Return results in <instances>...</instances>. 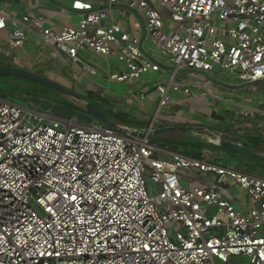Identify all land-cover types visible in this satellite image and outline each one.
<instances>
[{"label":"built area","instance_id":"built-area-1","mask_svg":"<svg viewBox=\"0 0 264 264\" xmlns=\"http://www.w3.org/2000/svg\"><path fill=\"white\" fill-rule=\"evenodd\" d=\"M69 2L75 25H46L29 11L53 55L75 62L78 50L91 48L123 63L109 80L162 71L168 79L139 94L159 93L142 135L0 96V264H264V175L177 151L164 155L148 140L157 114L173 101L170 90L190 96L199 87L211 95L210 74L218 70L264 88V0ZM122 4L141 14L169 67L113 19ZM7 22L0 14V30ZM27 37L13 21L10 46ZM186 72L197 78H178ZM190 169L202 183L184 184L180 174ZM233 185L249 196L247 210L230 197Z\"/></svg>","mask_w":264,"mask_h":264},{"label":"crops","instance_id":"crops-1","mask_svg":"<svg viewBox=\"0 0 264 264\" xmlns=\"http://www.w3.org/2000/svg\"><path fill=\"white\" fill-rule=\"evenodd\" d=\"M30 10L42 15L46 19V25L62 26L77 23V14L71 9L69 0H0V14H5L8 18L7 26L0 30V65L26 68L53 78L69 88L76 86L96 96L100 94L107 96L117 104L113 109L114 114L120 112L124 114L122 117L110 118L120 127L127 125L136 128L128 124L126 119L145 124L152 121L156 115L159 93L151 89L145 100H141L139 94L145 86H151L156 80L165 82L168 79L165 71L150 72L137 79L118 82L108 79L109 72L123 67V63L114 55L106 56L96 53L91 48H83L78 50V60L75 62L55 56L52 54L53 46L44 45L38 31L32 25L29 19ZM112 16L131 35L141 39L143 51L156 58L162 66H170L168 56L146 33L140 13L122 4L114 6ZM111 20L105 23H110ZM13 21L27 31L28 37L22 46L12 47L9 44V33L12 30ZM188 76L197 78L190 72L179 74L178 78L186 80ZM210 77L213 79L210 87L211 95H203L199 87H193L190 96L182 91L170 90L173 101L157 114L156 126L199 128L203 124L208 130L214 129L228 139L240 137L244 142L264 146L261 138L264 136L263 83L257 82L253 87L232 77L228 72L220 70L210 74ZM105 80L110 85L118 84L125 87V95L120 91H108L109 87ZM154 91L158 93L157 98H151V94L156 93ZM123 103L128 104V107L123 108L121 106ZM33 107L37 108L35 105ZM184 131H188L186 132L188 135L181 133ZM209 132L212 131L209 130ZM193 133L194 128L174 129L160 133L163 135L162 145L158 146L162 150L161 154L165 155L174 151L173 146L181 144L187 137L196 138L197 136ZM207 156L208 158H203H212L209 154ZM182 179L189 187L197 183L183 176ZM231 192L230 197L236 206L247 210L250 199L246 191L238 185H233Z\"/></svg>","mask_w":264,"mask_h":264},{"label":"rangeland","instance_id":"rangeland-1","mask_svg":"<svg viewBox=\"0 0 264 264\" xmlns=\"http://www.w3.org/2000/svg\"><path fill=\"white\" fill-rule=\"evenodd\" d=\"M105 83H107V86L109 87L108 91H120L124 94L125 92V87L118 85V84H109L106 80ZM65 85V84H64ZM73 91L82 94L88 101L92 102L93 105H95L99 110H101L105 115H107L109 118L113 117V118H117V117H122L124 116L123 113H115L113 112V109L117 106V104L115 102L112 101V99L108 98L107 96L104 95H97L94 93H90L87 91H83L82 89H78L76 86L75 87H71ZM246 91V90H244ZM156 92V91H154ZM158 95V93H153L151 94V98H157L156 96ZM0 96L4 97L10 101H13L15 103H18L20 105H24V106H34L33 102H31V98L36 97V96H47V97H51L54 99H57L59 101H63L64 103H66L68 105V107L72 108L74 110V114H76L77 112H83L86 113V109L84 107V103L82 101H79L67 94H64L60 91H57L53 88H49L46 87L44 85L39 84L38 82H35L33 80L30 79H26V78H22V77H18V76H13V75H6L3 76L2 79L0 80ZM123 108H127L128 104L123 103ZM120 111H122L121 108H119ZM72 114V115H74ZM95 118L92 117V120H94ZM81 120V119H80ZM127 120V123L130 125H134L136 128L138 129H146L148 127L149 124H145V123H140L137 121H132V120ZM155 124V122H154ZM156 126V124H155ZM207 126L205 125H201L199 128H194V133L198 138H203L204 140L214 144V145H218V142L220 140L219 136H216L215 133L209 132V130L207 128H205ZM188 131H184L181 132L183 133V135H188V133H186ZM194 135V136H195ZM184 138V137H183ZM262 141L264 142V136L261 137ZM148 140L150 142L155 143L157 146H161L162 145V141H163V135L160 133H150L148 135ZM182 146H180L179 149H181ZM215 147H219L217 149L219 150H213L212 152H207V154H209L210 156H212V158L209 159H213L215 156L219 157V159L216 161L217 164H222L225 166H230V167H234L237 170L240 171H252L255 174L258 175H264V169L263 167L260 165L258 167L252 166L249 168V164L247 163L248 160L245 159L244 155L242 153H238L236 151H234V153L236 152L237 154H234L233 151L230 149V151H228L227 149L221 148V146H215ZM252 149H256L259 152L264 153V146H248ZM255 147V148H253ZM216 149V148H214ZM227 151V152H225ZM206 154V157L208 158ZM224 156H223V155ZM221 156H223V158H221ZM183 177H186L190 180H195V181H199L200 183H202V178L201 175L196 172L193 169H190L188 171H184L180 174ZM155 190H158V187L155 185L154 186Z\"/></svg>","mask_w":264,"mask_h":264},{"label":"water","instance_id":"water-1","mask_svg":"<svg viewBox=\"0 0 264 264\" xmlns=\"http://www.w3.org/2000/svg\"><path fill=\"white\" fill-rule=\"evenodd\" d=\"M6 75H13V76H18V77L33 80L35 82H38L41 85H44L49 88H53L64 94H67L71 97L81 100L84 103L86 113L77 112L76 115L79 119L83 121H90L92 117H94L96 119H99L100 121H102L108 126H111L117 129L121 128L114 121H112L107 115H105L101 110H99L95 105H93L92 102L88 101L83 95H80L79 93L73 91L68 86L64 85L63 83L53 78L41 75L35 71L22 68V67L0 65V77L6 76ZM31 101L39 109L49 110L50 112L55 113V114L72 115L75 113L72 108L62 103L55 102L52 99L47 98V97H43V98L33 97L31 98ZM154 127H155L154 133H163L165 131H170L174 129L188 130V129L195 128L192 126H166V127L154 126ZM209 130L215 134H218L220 138L218 145L224 148L231 149L238 153H242L247 156L256 158V159L264 160V153L248 147L247 145L243 143V140L240 137H232L231 139H228L224 134H221L220 132H217L214 129L209 128ZM145 131L146 129H137V132H134V133L142 135L145 133Z\"/></svg>","mask_w":264,"mask_h":264},{"label":"trees","instance_id":"trees-1","mask_svg":"<svg viewBox=\"0 0 264 264\" xmlns=\"http://www.w3.org/2000/svg\"><path fill=\"white\" fill-rule=\"evenodd\" d=\"M2 79V77H0V80ZM243 143L247 146H257L255 144H252V143H248V142H244ZM179 145H182L181 149ZM215 146H220V145H214L204 139H196L195 137H187L186 139H184V141H182L181 144H177V146H173L174 148V151H177V152H181V153H184V154H187V155H190V156H193V157H197V158H203V157H206V152H212L213 150H219L217 148L219 147H215ZM216 148V149H214ZM221 148L224 149H227V148H224L221 146ZM255 148V147H253ZM228 151H230V149H227ZM256 150V149H255ZM233 151V150H232ZM214 152V151H213ZM227 152V151H225ZM234 153V151H233ZM234 154H237L236 152ZM223 155V154H222ZM224 156V155H223ZM223 156H221V158H223ZM245 159L248 160V164L250 165V167L252 166H255V167H258V166H262L263 169H264V160H260V159H256V158H253V157H250V156H247V155H244ZM213 162H216L218 160H221L219 159V157L215 156L213 159H209Z\"/></svg>","mask_w":264,"mask_h":264},{"label":"flooded vegetation","instance_id":"flooded-vegetation-1","mask_svg":"<svg viewBox=\"0 0 264 264\" xmlns=\"http://www.w3.org/2000/svg\"><path fill=\"white\" fill-rule=\"evenodd\" d=\"M36 97H40V96H36ZM43 97H45V96H43ZM49 98V97H48ZM50 99H52L53 101H55V102H58V103H62V104H64V105H66V106H68L66 103H64L63 101H59V100H57V99H54V98H51L50 97ZM79 100V99H78ZM79 101H81V100H79Z\"/></svg>","mask_w":264,"mask_h":264}]
</instances>
